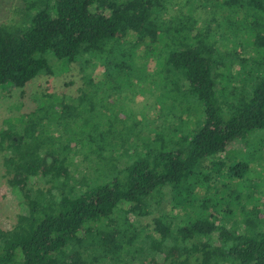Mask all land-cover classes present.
Returning <instances> with one entry per match:
<instances>
[{
	"label": "trees",
	"instance_id": "obj_1",
	"mask_svg": "<svg viewBox=\"0 0 264 264\" xmlns=\"http://www.w3.org/2000/svg\"><path fill=\"white\" fill-rule=\"evenodd\" d=\"M197 1L20 0L11 7L19 18L0 20V87L24 94L39 76L65 74L47 53L65 69L78 63L82 83L75 99L45 87L21 131L0 128L4 176L25 206L11 228L0 227V264H264V197L221 205L239 197L250 168L229 149L264 129V75L249 95L238 86L247 72L256 76L241 66L244 50L264 51V0ZM236 20L252 43L220 50ZM143 42L167 96L149 108L155 117L133 115L130 127L116 108L106 116L103 99L85 96L114 77L140 78L131 65ZM225 68L239 80L229 100L215 89ZM77 158L94 160L92 174L76 179Z\"/></svg>",
	"mask_w": 264,
	"mask_h": 264
},
{
	"label": "rangeland",
	"instance_id": "obj_2",
	"mask_svg": "<svg viewBox=\"0 0 264 264\" xmlns=\"http://www.w3.org/2000/svg\"><path fill=\"white\" fill-rule=\"evenodd\" d=\"M19 1L20 0H5L4 8H6V10H2L0 8V20L4 19L5 17L6 19L11 17L19 18V12L15 13L11 10V7L14 5L17 6L16 4H18ZM208 1L209 0H203V3H207ZM210 1L213 3L218 2L217 0ZM197 2H199V0ZM207 5H209V3ZM242 26V22H238L236 20V25L231 32V34L234 36L233 41L230 38V45L220 43L218 48L223 51L226 49L234 50L235 46H237L239 43L251 44L253 35L248 33L243 38L242 34L244 33V30L242 29ZM132 40H134V38L132 35H130V41ZM148 47H150V45L147 43L143 42L141 44L140 53L144 55H142L143 57L138 58L140 61L139 64H137V60H135L136 64L131 65L133 71L139 70L138 73L140 75V78H137V80L132 78V83L134 85V83H138L140 81V85L133 86L129 81L128 76L124 77L121 75L114 77L115 79L113 78V82L108 81V86L105 87L102 82L103 80L105 81V79L103 75H101V78H97L101 86L103 85L102 90L96 96L94 95L92 100L90 99L89 95L85 96L88 102H95L97 98L103 99L108 111L106 116L112 115L113 117L112 110H115L116 108L115 111H118L128 118L130 127L133 125V115L139 119L141 114L146 112L145 115L147 117H155L154 113L149 111V108L153 104L155 106H159L161 99H164L165 96H167V92H165V90L161 91L163 87L161 84L162 74L160 73V68L158 67L159 65H157V67L154 66L156 64L154 60L150 58L152 53H144V48ZM244 52L245 53H243V56L246 57L247 62H243L241 66L246 70H251L253 68L252 71L254 74H256V76L253 74L250 76V74L247 72L243 81H240L238 84L239 80L236 76L232 80L227 79L226 75L228 71L226 70L229 69H221V76L216 78L215 89L217 97H220L222 94L221 98L229 100L231 94L228 91V87L234 83L236 85L238 84L240 87L239 92L243 93L244 96L249 95L253 90V79L256 77L257 80L258 75H264V63L263 65L258 64L262 62L261 60L264 61V51L263 53H259L252 49L253 53L247 52L246 50H244ZM46 58L48 59L49 63L55 67V71H66L65 74H61L55 78L39 76L25 86L24 94L22 93L21 89L15 88L10 84L0 87V128L4 125L13 124L19 131H21L22 115L32 110L35 106L39 105L41 102V91L45 90V87H50V90L56 94L63 93L68 97L74 96V99L78 96L80 97L81 89L78 91L77 87H79L80 84L82 86V83L80 82L79 76L77 74L79 72L78 63L73 65L70 69H65L63 68L65 66L62 63L61 66L57 64V58L51 53H47ZM121 60L122 59H120L119 62H121ZM231 60L230 62H232ZM108 62L109 66L111 67L114 65L115 59L111 58ZM97 70L101 71L100 66L97 67ZM124 70L125 71L122 73H131L130 71H126V68ZM225 87L227 89H225ZM103 117L105 116L103 115ZM135 119L136 118H134V121ZM189 127H191V124H188L187 128ZM254 132L259 134V138L255 140H251V138H249L247 143L236 140L238 144L235 146V149H229V158L236 157L249 159L248 162L250 168L246 174L240 178V183L243 184V189H239L238 187L235 189L240 193L239 197L235 198V196L232 197L230 195L229 198L222 202L221 205L223 206L241 207L243 205H247L250 200L252 205H261L262 203L261 199H258V197H264V129H258ZM250 135L252 134L250 133L249 136ZM72 159L74 160L75 157H72ZM93 162L94 160L92 158H88V160L77 158V161L72 166V172L76 179H79V176H82L85 171H88L87 173L92 174L91 165ZM257 176H259V178H251ZM231 177L232 174L230 173V175L228 174L226 176V179L230 178V181L233 182L232 187L235 188L237 184H234V181H236L237 178ZM24 211L25 206L22 204L21 194L8 184L7 179L4 176V168L2 166V157L0 153V227L11 228L16 223L17 215ZM235 217H243L239 208L235 209ZM146 221L151 222V218L149 217V219Z\"/></svg>",
	"mask_w": 264,
	"mask_h": 264
}]
</instances>
